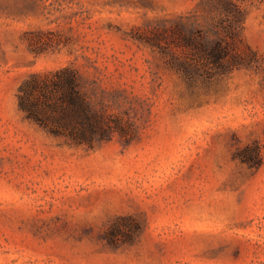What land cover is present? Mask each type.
<instances>
[{
	"label": "rangeland",
	"instance_id": "obj_1",
	"mask_svg": "<svg viewBox=\"0 0 264 264\" xmlns=\"http://www.w3.org/2000/svg\"><path fill=\"white\" fill-rule=\"evenodd\" d=\"M234 1L253 52L209 75L165 30L225 34L215 0H0V264H264V0ZM64 66L127 136L27 117L22 81Z\"/></svg>",
	"mask_w": 264,
	"mask_h": 264
},
{
	"label": "trees",
	"instance_id": "obj_2",
	"mask_svg": "<svg viewBox=\"0 0 264 264\" xmlns=\"http://www.w3.org/2000/svg\"><path fill=\"white\" fill-rule=\"evenodd\" d=\"M215 1L225 10L218 20V28L225 34L210 33L194 19L175 22L165 30L188 54V68L199 74L230 70L243 62L246 50L253 52L235 24L236 18L241 17L239 5L234 0ZM38 42L35 37H29L36 53L42 51L37 48ZM18 102L28 118L75 145L92 147L116 133L123 137L129 134L126 120L92 101L81 74L72 66L31 72L19 86ZM260 155L258 149L247 157V162L259 166Z\"/></svg>",
	"mask_w": 264,
	"mask_h": 264
}]
</instances>
